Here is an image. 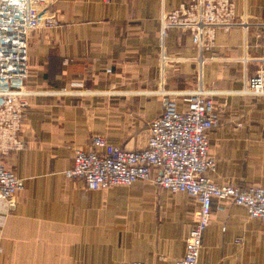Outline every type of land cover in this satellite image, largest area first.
Listing matches in <instances>:
<instances>
[{
	"label": "crops",
	"instance_id": "1",
	"mask_svg": "<svg viewBox=\"0 0 264 264\" xmlns=\"http://www.w3.org/2000/svg\"><path fill=\"white\" fill-rule=\"evenodd\" d=\"M187 1L58 0V26L31 33L25 148L0 156L23 180L13 206L0 200V264H173L182 257L194 199L152 181L91 191L63 176L73 150L88 151L94 136L142 149L148 123L161 114L158 91L177 96L178 109L199 86L213 92L219 125L207 133L214 171L205 176L264 188V97L233 93L264 68V0H231L237 24L215 29L201 52L186 32L159 33V17ZM197 264H264V222L212 200Z\"/></svg>",
	"mask_w": 264,
	"mask_h": 264
},
{
	"label": "built area",
	"instance_id": "2",
	"mask_svg": "<svg viewBox=\"0 0 264 264\" xmlns=\"http://www.w3.org/2000/svg\"><path fill=\"white\" fill-rule=\"evenodd\" d=\"M57 1L0 0V156L25 148L21 132L30 96L25 88L29 38L36 30H53L58 26L54 10ZM158 23L161 35L170 30L186 32L200 52L211 41L215 29L237 24L231 0H188L161 15ZM233 93L264 97V68L248 76ZM157 95L161 114L148 123L142 149L124 151L94 136L88 151L73 150V166L63 176L82 181L91 191L152 181L172 194L194 199L197 206L183 255L173 264H197L212 200L241 207L248 218L264 222V188L216 185L205 176L214 171V160L208 156L207 133L219 125L213 92L197 87L180 98L182 109L177 107V96L164 91ZM152 172L157 176L151 180ZM22 189L23 180L0 164V200L11 207L15 194Z\"/></svg>",
	"mask_w": 264,
	"mask_h": 264
}]
</instances>
